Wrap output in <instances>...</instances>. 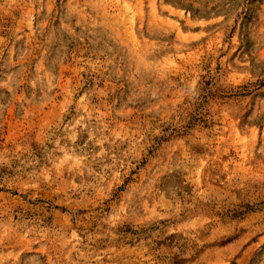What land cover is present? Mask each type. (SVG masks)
Returning a JSON list of instances; mask_svg holds the SVG:
<instances>
[{
    "label": "rangeland",
    "instance_id": "374dc122",
    "mask_svg": "<svg viewBox=\"0 0 264 264\" xmlns=\"http://www.w3.org/2000/svg\"><path fill=\"white\" fill-rule=\"evenodd\" d=\"M173 1L0 0V264H264V0Z\"/></svg>",
    "mask_w": 264,
    "mask_h": 264
},
{
    "label": "trees",
    "instance_id": "16d2710c",
    "mask_svg": "<svg viewBox=\"0 0 264 264\" xmlns=\"http://www.w3.org/2000/svg\"><path fill=\"white\" fill-rule=\"evenodd\" d=\"M255 1L256 0H240L237 3L236 0H226V2H224V3L220 4V5H217V6L215 5L213 7V9H220V10L214 11L215 14H219L222 11L230 12L231 10H233V8H235L236 6H238V4L240 6H242L244 4L248 5V4L253 3ZM173 2H175V3H177V4H179V5L183 6V7H185L186 9H190L194 13H197L199 15L201 14V13H199L200 12L199 9H194L192 7V3H182L181 1H178V0L177 1H173Z\"/></svg>",
    "mask_w": 264,
    "mask_h": 264
}]
</instances>
